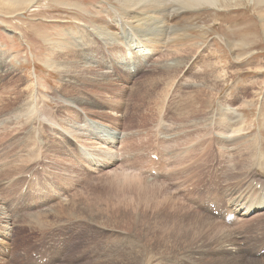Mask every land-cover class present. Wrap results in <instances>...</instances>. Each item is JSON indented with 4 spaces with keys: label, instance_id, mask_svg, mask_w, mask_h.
<instances>
[{
    "label": "rangeland",
    "instance_id": "1",
    "mask_svg": "<svg viewBox=\"0 0 264 264\" xmlns=\"http://www.w3.org/2000/svg\"><path fill=\"white\" fill-rule=\"evenodd\" d=\"M110 4L0 0V264H264V4L138 57L95 47Z\"/></svg>",
    "mask_w": 264,
    "mask_h": 264
},
{
    "label": "bare ground",
    "instance_id": "2",
    "mask_svg": "<svg viewBox=\"0 0 264 264\" xmlns=\"http://www.w3.org/2000/svg\"><path fill=\"white\" fill-rule=\"evenodd\" d=\"M16 1H18L19 5H27L28 8H31L32 6H35V4H37L39 0H7V2L11 3ZM221 1L229 2V0H114V2L118 4L117 6L110 4L112 6V9L110 7L111 10H107L104 8L106 14L110 12L109 21H106L104 26L99 25L95 22V30L89 28L88 29L92 33V36H95V47L104 46L103 44L107 45L115 43L119 46H115L117 50H125L126 52H129L131 55L133 54L136 57H138V53L144 49L152 48L154 51L159 52L163 50L164 46L166 48H169L170 50L173 49L172 51H174L173 53L175 54H179L184 50L192 52L195 51V45L197 47L202 46L205 37L203 38L200 35V38L197 40L196 38L198 36L196 34L198 31V27L191 25H185L184 27H181V20L189 14L199 12L204 7L217 8L219 7L218 5H221ZM231 1L236 3V1L239 0ZM253 1L254 0H252V2ZM255 1L257 5L264 4V0ZM57 4L65 6L68 9L70 7L78 8V6L74 3L65 1H59ZM67 32L70 31L67 30ZM63 37H66V35ZM185 38H187L189 41L185 40L187 41L185 44L180 43ZM98 41H100V44H97ZM194 42H196V44H194ZM63 43L64 42H60V46H62L65 51L75 47V45H73L71 42L69 45H61ZM133 46L135 47L134 49ZM236 47L240 48V43ZM136 63L138 64L139 61H137ZM136 63L133 62V65H137ZM128 67L129 63L124 58L123 68L128 71ZM72 105L75 106L74 103H71V106ZM86 126L87 127H84L86 129L83 130L82 134H84L87 130H92L95 132V127L93 125L86 124ZM237 132H239V130L235 131V133ZM231 133H233V131ZM102 135L106 138V140H112L113 138L116 140L114 132H109L108 130L104 129L102 130ZM258 206H264V201L258 203ZM250 208L246 209V212L251 211ZM3 212L0 209V216H3L0 217V220H2L1 222H4L7 218V216H4ZM215 223L218 222L215 221ZM218 227L223 228L224 226L218 223Z\"/></svg>",
    "mask_w": 264,
    "mask_h": 264
}]
</instances>
